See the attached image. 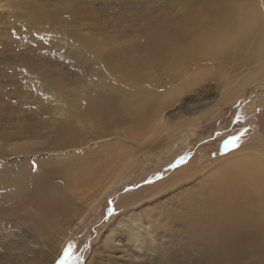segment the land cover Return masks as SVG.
Segmentation results:
<instances>
[{"label":"rangeland","instance_id":"obj_1","mask_svg":"<svg viewBox=\"0 0 264 264\" xmlns=\"http://www.w3.org/2000/svg\"><path fill=\"white\" fill-rule=\"evenodd\" d=\"M189 1L0 0V186L18 189L22 195L20 202L10 199L0 206V264H38L42 251L51 254L49 264H137L142 259L137 254L144 253L135 249L139 244L169 238L161 219L163 210L174 207L173 198H180L189 187L210 182L213 169L209 164L258 137L262 146L255 147L256 154L264 158V54L248 59L234 53L239 46L229 41L222 53L208 58L205 83L201 84L196 75L190 76L193 89L165 109L166 129L146 145L119 140L125 134L121 125L111 132L96 130L79 117L88 91L83 82L92 75L87 71L81 75L80 63L98 62L92 52L100 54V47L127 49L142 42L151 25L187 15ZM206 3L204 0L203 5ZM256 3L264 18V0ZM72 33L81 39L82 51L72 46ZM62 42H67L66 50ZM195 65L189 67L195 69ZM99 69L100 75L114 78L103 67ZM39 71H44L43 75ZM61 71L64 75L59 74ZM45 74L67 77L62 78L65 88L46 82ZM77 77L83 82L77 83ZM178 79L174 75L154 90L174 95L180 89ZM188 104L192 105L189 109L184 107ZM68 125L72 131H61ZM232 137H238L237 146H226ZM123 151L130 154L126 159L136 160L135 165L96 200H92L93 193L70 188L69 184L78 179L72 174L107 162L108 157H121ZM180 157H186L183 163ZM64 164L68 182L61 181V187L56 181L62 193L61 212L40 222L39 198L15 177L23 175V169ZM163 180L167 182L158 185ZM56 193L52 186L48 195L54 197ZM126 195L134 196L127 214L116 205ZM0 199L6 198L0 193ZM129 237L135 240L127 246ZM189 251L192 255L193 247L189 246ZM146 253L152 256L150 249ZM46 259L41 264H46Z\"/></svg>","mask_w":264,"mask_h":264},{"label":"bare ground","instance_id":"obj_2","mask_svg":"<svg viewBox=\"0 0 264 264\" xmlns=\"http://www.w3.org/2000/svg\"><path fill=\"white\" fill-rule=\"evenodd\" d=\"M256 2L257 0H224L219 3L207 0L203 5L204 0H190L187 15L174 20L169 17L158 26L151 25L142 42L133 43L131 48L115 50L100 47V54L93 51L92 57L99 61L85 65L80 63L81 72L79 71L80 74L87 71L92 75L84 82L79 81V77L76 78L77 83L83 82L88 88L85 92V108H81L79 117L89 121L90 126L96 130L111 132L119 128L118 125L123 126L125 134L124 139H119L121 141L127 139L135 144L142 143L143 146L155 140L168 123L165 109L183 99L193 89L190 81L195 75V78H200L197 80L201 84L205 83V79L208 80V58L212 60L222 53L228 41L239 46L234 53L246 55L248 59L255 60L264 54V18L255 7ZM72 35V46L78 51L82 46L81 39L76 33ZM66 43H61L62 48ZM248 44L251 45L249 49ZM64 48L66 50V46ZM193 64H196L195 69L189 67ZM100 67L114 78H109L106 74L102 76L104 73L100 75ZM39 72L43 75L44 71ZM63 75L62 78L67 79ZM174 75L180 80V89L176 94L165 95L154 90L169 82ZM45 76L46 82H53L60 89L65 88L62 84L65 79ZM106 78L109 79L105 80ZM107 81L112 85L105 83ZM151 87L154 88L151 90ZM62 93L68 95L66 90ZM191 106L188 104L184 107L189 109ZM66 129L73 130L68 125L61 131ZM261 146L262 142L258 137L252 144L209 164L213 170L210 182H203L206 186L200 184L195 189L189 187V191L181 193V196L178 194L180 198H173L174 207L165 212L163 210V216L160 212L161 222L165 223L161 227L169 238L158 239L155 244L149 245L148 241L144 245L139 244L135 249L144 251L141 255L137 254V257L142 258V264H264V158L260 153L256 154ZM128 156L130 154L123 151L121 157L117 154L108 157L107 162L98 161L97 166L77 171V175H72L78 179L72 185L69 184L70 188L76 192L93 193L95 197L92 200H96L101 193L119 183L135 165L136 160L133 162L131 158L126 159ZM75 167V170L72 168L74 172ZM65 168L64 164L43 169L33 168L31 172L23 169V175L15 177L29 188L33 196L39 198L40 222L55 212H61L62 193L56 184L68 182L64 173L68 170ZM164 181H160L158 185ZM52 186L57 190L54 197L48 195ZM150 187L149 185V189H152ZM18 192V189L13 191L12 187L5 185L1 189L0 186V193L6 198L0 199V202L7 200L0 206H5L10 199L20 202L22 195ZM131 204H134V196L128 198L127 195L120 197L116 203L125 214L131 209ZM158 217L159 220L161 217ZM155 220L153 218L154 222ZM132 240L135 238H126L125 245L128 246ZM189 246L193 247L192 255ZM147 249H150L153 257L147 256ZM39 258L38 264L43 263L46 258V264L53 261L49 252H40ZM141 260L135 263L141 264Z\"/></svg>","mask_w":264,"mask_h":264},{"label":"snow or ice","instance_id":"obj_3","mask_svg":"<svg viewBox=\"0 0 264 264\" xmlns=\"http://www.w3.org/2000/svg\"><path fill=\"white\" fill-rule=\"evenodd\" d=\"M237 142H238V137H232L230 140L226 141L225 143H226V146L231 145L233 147H236ZM185 159L186 157H180L179 162L183 163ZM109 212H111V209H109ZM61 264H63V261H61Z\"/></svg>","mask_w":264,"mask_h":264}]
</instances>
